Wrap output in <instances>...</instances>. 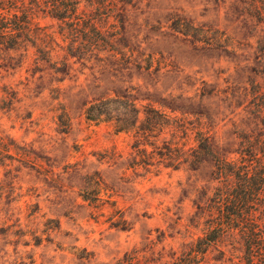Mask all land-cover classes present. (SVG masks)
I'll list each match as a JSON object with an SVG mask.
<instances>
[{
  "label": "rangeland",
  "instance_id": "obj_1",
  "mask_svg": "<svg viewBox=\"0 0 264 264\" xmlns=\"http://www.w3.org/2000/svg\"><path fill=\"white\" fill-rule=\"evenodd\" d=\"M116 2L123 12L97 22L108 45L70 52L65 22L38 12V47L0 48V264H246L237 233L196 244L212 161L173 167L158 149L173 136L193 146L203 115L227 146L236 125L260 127L235 93L263 82L264 21L236 0ZM122 94L137 97L134 127L87 118ZM145 115L156 136L138 135Z\"/></svg>",
  "mask_w": 264,
  "mask_h": 264
},
{
  "label": "trees",
  "instance_id": "obj_2",
  "mask_svg": "<svg viewBox=\"0 0 264 264\" xmlns=\"http://www.w3.org/2000/svg\"><path fill=\"white\" fill-rule=\"evenodd\" d=\"M82 1H86V7H81ZM116 1L134 0H0V48L26 47L28 44L38 47L39 26L35 23L38 12L65 22L71 37L68 42L70 52L76 54L79 50L88 51L108 45V39L103 36L97 22L100 18L110 17L115 9V14L123 12L125 5ZM236 1L242 3V6L236 5L239 14L247 13L264 21V0ZM177 24L179 26V21ZM88 31L96 33V36L87 35L86 42L77 41L81 32ZM262 36L264 42V33ZM259 50L263 57L260 69L263 82L250 79L244 92L235 93V97L244 95L249 113L261 117L259 128L236 125L234 143L227 146L220 141L217 130L209 127L206 115H203L193 146L186 148L173 136L161 140L164 151L158 149L168 158L167 164L173 167L185 162L196 167L203 160L212 161L214 178L218 183L211 196L205 231L197 238L196 244L203 253L223 235L237 233L244 244L246 264H252L254 259L257 260L255 264H264V221L257 217L259 209H264V43ZM86 116L93 120L112 119L117 130H128L138 120L142 121L137 97L130 94L93 101L86 108ZM145 119L149 122L139 127L138 135L156 136L152 132L157 128V121H152L148 115ZM151 144L159 148L158 138ZM6 146L0 143V159L6 157Z\"/></svg>",
  "mask_w": 264,
  "mask_h": 264
}]
</instances>
